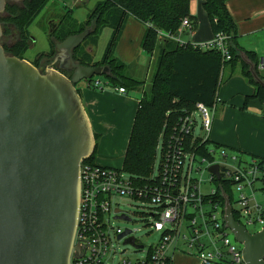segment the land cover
I'll return each mask as SVG.
<instances>
[{
	"label": "water",
	"instance_id": "obj_1",
	"mask_svg": "<svg viewBox=\"0 0 264 264\" xmlns=\"http://www.w3.org/2000/svg\"><path fill=\"white\" fill-rule=\"evenodd\" d=\"M24 1L0 0V17L8 2ZM91 33L92 28L57 43L54 62L42 72L6 54L0 19V264H70L73 251L80 257L79 241L88 242L75 246L81 167L95 154L97 141L76 86L110 75L107 67L82 66L74 59ZM244 61L264 88L254 65ZM249 107L264 114L259 99ZM210 171L221 178L219 166ZM225 223L243 246L245 264H264V228L249 233L228 199ZM126 243L135 245V240Z\"/></svg>",
	"mask_w": 264,
	"mask_h": 264
},
{
	"label": "trees",
	"instance_id": "obj_2",
	"mask_svg": "<svg viewBox=\"0 0 264 264\" xmlns=\"http://www.w3.org/2000/svg\"><path fill=\"white\" fill-rule=\"evenodd\" d=\"M50 1L26 0L20 4L8 2L6 11L0 17L4 31L1 44L7 55L25 59V54L35 44L29 28ZM229 1L204 0L202 4L215 37L223 35L226 38V48L231 57L228 61L219 50H204L190 42L182 45L159 38L160 32L178 34L185 20L191 23L192 32L197 30L199 22L191 14V0H104L95 5L84 22L75 20L73 9L65 7V13L47 32L50 51L38 54L33 62L39 70L44 72L41 64L50 63L54 59L58 52L57 43L92 28L91 35L74 51L75 61L82 66L109 68L110 75L103 76L108 87L114 90L125 88L131 92L142 88L144 82L133 78L131 65L127 66L117 59L115 52L129 18L146 26L142 49L152 56L158 48V64L150 93H145L140 99L123 163V171L137 186L144 187L154 181L151 177L156 174L155 166L160 155L161 163L166 156L168 144L182 137V120L194 113L198 104L209 108L217 105L227 71L230 79L240 70L247 82L256 88L254 95L246 97L242 110H249V104L254 99L264 103V88L256 82L244 58L254 65L263 81L264 74L259 70L257 54L244 49L240 44L237 24L227 6ZM105 29H111L112 34L102 58L95 61L88 48L98 46ZM7 39L11 41L7 42ZM95 78L88 80L89 87L104 90L105 86L94 87ZM96 141L98 145V136ZM182 146L183 152H192L204 158H211L208 148L230 150L243 158L247 156L248 159H256L264 166V158L246 155L210 139H194L192 134L184 136ZM95 154L84 164L96 165ZM156 182L160 183L159 179ZM215 199L223 213L227 199L231 204L234 203L233 195L225 183L220 184ZM235 219H239L237 212ZM166 264H173V261L168 259Z\"/></svg>",
	"mask_w": 264,
	"mask_h": 264
},
{
	"label": "built area",
	"instance_id": "obj_3",
	"mask_svg": "<svg viewBox=\"0 0 264 264\" xmlns=\"http://www.w3.org/2000/svg\"><path fill=\"white\" fill-rule=\"evenodd\" d=\"M192 31L191 23L185 20L178 34L160 32L159 38L184 45L187 43L183 40L184 35ZM225 39V36L218 35L210 43L193 46L204 50H219L228 61L231 57ZM93 85L96 88L108 86L97 77ZM116 91L127 93L125 88H117ZM213 119V108L198 104L195 112L182 120V137L177 138L175 143L168 144L159 172L151 177L154 181L144 187L137 186L123 170L98 164H82L81 203L75 246H78L79 240L88 241L89 246L88 242L79 241L81 258L73 251L70 264H106L117 255L114 240L118 244L122 242L125 246H132L136 253L146 249L135 237L137 231L122 230L111 224L113 208L120 205V198L141 202L145 208V227L150 230L148 235L153 232L161 234L159 244L151 246L144 259H137L135 262L125 259L120 264H166L168 259L173 261L168 252L172 247L179 249V243L182 244V251L195 254L200 264H245L243 246L227 228L225 211L222 212L215 195L220 184H227L233 201L239 203L236 209L231 204L234 215L237 212L239 216L237 221L247 230L250 226L258 227L255 232L248 230L251 234L262 231L264 166L256 159L243 158L225 149L208 148L211 158L183 152L184 136L192 134L194 139H209ZM199 127L203 135L197 134ZM216 165L219 166L220 179L210 171ZM203 174H207L209 183L214 185L210 193H203ZM158 179L160 183L156 182ZM247 189L250 190L249 196L245 194ZM236 191L239 193L238 199L234 198ZM124 215L131 219L129 214L117 210L114 219L134 222L133 219L129 221L118 218ZM231 234L234 235V240L231 239ZM132 238L135 245L127 244L126 241ZM140 246L143 248H137Z\"/></svg>",
	"mask_w": 264,
	"mask_h": 264
},
{
	"label": "crops",
	"instance_id": "obj_4",
	"mask_svg": "<svg viewBox=\"0 0 264 264\" xmlns=\"http://www.w3.org/2000/svg\"><path fill=\"white\" fill-rule=\"evenodd\" d=\"M102 1L104 0L50 1L29 28L31 35L36 36L35 47L39 42L38 39L42 45L45 44V47L35 51L30 50L28 52L30 56L28 57L29 54L26 53L25 59L33 64L38 54L50 51L47 30L42 28L43 24H41L48 16L52 17L48 20L49 29L52 23L57 24L53 17L61 16L65 7L73 9L75 20L84 22L89 10ZM203 1L191 0V14L198 18L199 25L194 32L185 34L186 37L188 36L185 42L198 45L210 43L215 39L207 13L202 8ZM227 6L237 24L241 46L257 54L259 70L264 74V0H230ZM110 30L105 29L100 40H110L112 34ZM146 30L145 25L132 17L129 18L115 52L117 59L127 66L131 65L133 78L143 82L144 79L137 77L136 74L146 65L148 74L152 61L154 59L157 61L159 56V50H156L152 56L143 51L142 41ZM94 48H88V52L92 55ZM104 49L105 45L101 56ZM100 58L94 57L95 61H99ZM50 64L45 66L46 70ZM234 76L228 79L219 91V101L213 107L214 119L209 139L246 155L264 158V117L259 111L250 107L249 110H242L246 97L254 95L256 88L247 82L240 70ZM76 87L91 120L94 134L98 136V140L112 143L113 152L119 153L121 149L124 161L140 99L145 93H149L146 86L143 85L142 88L126 94H121L108 86L104 90L91 88L88 81H82ZM122 142L124 147L121 145ZM100 166L111 168L109 165Z\"/></svg>",
	"mask_w": 264,
	"mask_h": 264
},
{
	"label": "rangeland",
	"instance_id": "obj_5",
	"mask_svg": "<svg viewBox=\"0 0 264 264\" xmlns=\"http://www.w3.org/2000/svg\"><path fill=\"white\" fill-rule=\"evenodd\" d=\"M91 10H89V12ZM64 13H65V11L63 10V14ZM48 18L45 22L41 23V24H43L42 28L46 29L47 32L49 31L48 20H51L52 17L48 16ZM53 18H54V20H56L58 22L60 16H54ZM54 24L55 23H52L51 26ZM40 27H41V25H40ZM33 38L36 41V39H35L36 36H33ZM187 38H188V36L186 37V35H184L183 40H186ZM8 41L10 42L11 40L7 39V42ZM37 41H39L38 44L35 47V44H36L35 43L32 46V48L30 49L31 51H35L37 49L39 50V49H41V47L44 49L45 44L42 45V43L39 39ZM108 42H109V40H107V39L104 41H103V39L100 40L99 45L97 47H95L93 50L94 57H96L97 59L100 57L102 58L104 52H103L102 56L100 54L102 53V49L104 48V45H105V49H106ZM105 49H104V51H105ZM157 50H158V48H157ZM29 56H30V54L28 55V57ZM35 59H36V57H35ZM35 59H34V61H35ZM157 64H158V59H157V61H156V59H154L152 61V65L148 71V74H147V69H148L147 65L144 68L141 67L140 71H138V73L136 74L137 77L144 79V85L146 86V90H148L149 93L151 90L152 78H153V76L156 72V69H157ZM41 65L44 68L46 63L43 62ZM228 77H229V73L227 71L225 74L223 85L228 81ZM233 77H235V76H233ZM99 79H101L103 82H105L104 81L105 78L103 76H100ZM197 119H198V122L200 123V118L198 115H197ZM197 134L203 135V132L200 130V127L197 129ZM121 145H122V147H124V143ZM160 159H161V155L156 162V166H155V173L156 174L159 171ZM95 163L98 165H109L113 169L123 170V163H124L123 152L121 151V149H120L119 153L113 152L112 143H110L109 141L98 140V147L96 149V154H95ZM202 179L205 183L202 186L203 193L204 194L210 193V191L212 190L214 185L209 183V180H210L209 176L207 174H203ZM245 194H247L249 196L250 190L247 189L245 191ZM238 197H239V193L236 191L234 198L238 199ZM261 198L263 199L262 201L264 202V196ZM119 203H120L119 206H116L113 208V211L111 214V224L115 228L120 227L122 230L137 231L135 233V237L138 239V241L143 246H145L146 249L143 252L136 253L132 246H129V245L125 246L122 242L120 244H118L114 240L115 248L117 250V255L115 257L111 258L110 260H108V262L106 264H120L125 259L131 260L132 262H135L137 259H144L146 257L148 249L151 246L158 245L160 242V239H161V234L157 233V232H153L150 235H148L150 230H148L145 227V225H146L145 220L146 219L144 218L145 216L143 215L145 208L141 204V202L134 201L130 198H120ZM233 205H234L233 207L236 209V208H238L239 203L234 202ZM116 210L120 211L122 213L129 214L131 219L134 220V222L128 223V222H124V221H120V220L116 221L114 219ZM248 230L250 232H255L258 230V227L250 226V227H248ZM230 237L232 240L235 239L233 234H231ZM168 255L173 258L174 264H200L199 258L195 254L192 255V254H188V253L182 251V244L181 243H179V249H177V250H175L172 247L170 249V251L168 252Z\"/></svg>",
	"mask_w": 264,
	"mask_h": 264
},
{
	"label": "flooded vegetation",
	"instance_id": "obj_6",
	"mask_svg": "<svg viewBox=\"0 0 264 264\" xmlns=\"http://www.w3.org/2000/svg\"><path fill=\"white\" fill-rule=\"evenodd\" d=\"M54 60H55V57H54V59H53L50 63H53ZM50 63H46V65H47V64H50ZM46 65H45V66H46ZM56 65L59 66V63H57ZM45 66H44V68H43V69H44V70H43L44 72L46 71V67H45ZM58 66H57V67H58ZM63 73H64L65 75H67V76H71V74L68 73V72H66V71H63Z\"/></svg>",
	"mask_w": 264,
	"mask_h": 264
}]
</instances>
